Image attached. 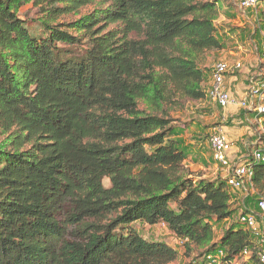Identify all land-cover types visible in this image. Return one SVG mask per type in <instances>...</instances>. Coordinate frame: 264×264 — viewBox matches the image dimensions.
Masks as SVG:
<instances>
[{"label":"trees","instance_id":"1","mask_svg":"<svg viewBox=\"0 0 264 264\" xmlns=\"http://www.w3.org/2000/svg\"><path fill=\"white\" fill-rule=\"evenodd\" d=\"M222 2L0 0V264L173 263L136 221L165 224L188 253L253 249L241 224L215 243L210 220L232 218L236 189L193 174L172 136V111L206 97ZM252 169L264 197V162Z\"/></svg>","mask_w":264,"mask_h":264},{"label":"rangeland","instance_id":"2","mask_svg":"<svg viewBox=\"0 0 264 264\" xmlns=\"http://www.w3.org/2000/svg\"><path fill=\"white\" fill-rule=\"evenodd\" d=\"M241 0H223L221 15L216 20V35L224 43V47L212 53L206 63L208 71L206 72L205 91L210 79L212 66L219 61L234 62L239 61L242 64L241 70L236 74H229L230 81H234L231 87L236 91L237 88L242 92L233 93V98L238 102L247 98L248 80L255 73H258L262 63L259 59V47L264 39V1H259L257 9L242 10ZM94 5H88L81 9V13L92 10ZM37 9L31 4L21 7L20 15L26 19V25L32 33L41 32L36 21ZM66 20L74 17L66 16ZM240 84L239 87L235 86ZM264 99V98H263ZM264 104V100L262 101ZM248 102L244 106L228 105L220 108L210 98L205 97L200 100H188L183 108H175L171 115L175 134L172 136L179 141V146L186 151L187 159L185 166L193 174L200 175L203 178L214 179L224 178L227 175V169L218 165L213 159L212 151L209 145V135L213 128L222 126L229 138H232L235 145L241 146V151L235 153L233 150L232 158H247L258 138L264 132L263 118L264 114H258L250 109ZM239 111V112H238ZM237 112L238 114L235 115ZM242 113V114H241ZM234 114L235 116L231 115ZM258 117L259 120H258ZM242 131L247 133L243 136V142L236 141L238 134ZM2 136H0V141ZM257 139V140H256ZM241 144V145H240ZM223 181V180H222ZM103 184L108 187L110 182L107 178L103 179ZM233 193L231 208L234 209L231 219L218 221L211 219L214 228V241L219 243L223 231L234 226L241 228L236 216L239 212V205L247 210L255 211L256 199L259 195L249 184L242 189H236ZM233 192V191H232ZM131 226L146 240L160 241L168 244L177 251V259L171 264H201L202 250L188 253L185 251L182 241L171 233L163 223L148 224L144 221H136ZM224 264V263H222Z\"/></svg>","mask_w":264,"mask_h":264},{"label":"built area","instance_id":"3","mask_svg":"<svg viewBox=\"0 0 264 264\" xmlns=\"http://www.w3.org/2000/svg\"><path fill=\"white\" fill-rule=\"evenodd\" d=\"M261 0H241L242 10L256 9ZM259 59L263 64L258 73L248 80L247 98L236 101L225 86L229 74L238 73L242 64L239 61H219L212 66V83L206 89V97L214 101L220 108L228 105L244 106L248 102L250 109L264 114V39L259 47ZM260 117H258L259 120ZM264 130V129H263ZM209 145L213 159L219 166L227 169L226 184L234 189H242L245 185L252 186L253 164L264 162V132L258 138L247 158L233 159L234 141L226 134L222 126L213 128L210 133ZM257 212L239 213V224L246 228L253 237L254 247H246L232 260H225V252L221 248L208 251L202 256L201 264H264V197L256 199Z\"/></svg>","mask_w":264,"mask_h":264},{"label":"crops","instance_id":"4","mask_svg":"<svg viewBox=\"0 0 264 264\" xmlns=\"http://www.w3.org/2000/svg\"><path fill=\"white\" fill-rule=\"evenodd\" d=\"M210 70H212V68L210 69ZM256 75V74H255ZM234 81H230L229 80V77H226V79H225V86H226V89L229 91V93L233 96V93L234 92H238V93H240V94H242V92L240 91V90H238V88H237V90L235 91L232 87H231V85H232V83H233ZM212 83V72H210V79H209V81H208V83H207V87L210 85ZM237 85H238V87H239V85L240 84H236L235 86L237 87ZM239 112V111H238ZM232 113H235V115H237L238 113L237 112H232ZM242 114V113H241ZM234 114H232L231 115V117L232 116H235ZM247 133H245V131L243 132L242 131V133L241 134H238V136L236 137V141H238L239 139L242 141L243 140V136L244 135H246ZM232 139V138H231ZM233 140V139H232ZM257 140V139H256ZM234 141V140H233ZM244 141V140H243ZM242 141V142H243ZM243 144H247V142H243ZM241 145V144H240ZM241 146H239V145H235V142H234V148H233V150H234V152L235 153H238L239 151H241ZM227 176V175H226ZM226 178V177H225Z\"/></svg>","mask_w":264,"mask_h":264}]
</instances>
